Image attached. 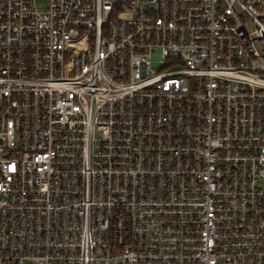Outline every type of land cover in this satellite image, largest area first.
Returning <instances> with one entry per match:
<instances>
[{
    "label": "built area",
    "instance_id": "1",
    "mask_svg": "<svg viewBox=\"0 0 264 264\" xmlns=\"http://www.w3.org/2000/svg\"><path fill=\"white\" fill-rule=\"evenodd\" d=\"M263 179L264 0H0V264H264Z\"/></svg>",
    "mask_w": 264,
    "mask_h": 264
},
{
    "label": "rangeland",
    "instance_id": "2",
    "mask_svg": "<svg viewBox=\"0 0 264 264\" xmlns=\"http://www.w3.org/2000/svg\"><path fill=\"white\" fill-rule=\"evenodd\" d=\"M45 6H46V3L44 1H38L37 2L38 9H43V8H45ZM260 188L264 194V179L260 181Z\"/></svg>",
    "mask_w": 264,
    "mask_h": 264
}]
</instances>
